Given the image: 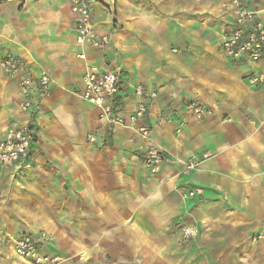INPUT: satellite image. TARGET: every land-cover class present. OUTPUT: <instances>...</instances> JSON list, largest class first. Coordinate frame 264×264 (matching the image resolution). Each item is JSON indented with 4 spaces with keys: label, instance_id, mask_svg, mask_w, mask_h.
Wrapping results in <instances>:
<instances>
[{
    "label": "crops",
    "instance_id": "crops-1",
    "mask_svg": "<svg viewBox=\"0 0 264 264\" xmlns=\"http://www.w3.org/2000/svg\"><path fill=\"white\" fill-rule=\"evenodd\" d=\"M250 2L264 22V0ZM92 23L110 37L104 52L77 44L68 0L0 2V60L14 55L33 79L26 97L23 74L0 69V141L16 128L33 138L23 167L0 170V264H32L13 246L41 232L50 237L42 253L62 264H264V84L249 82L264 75V57L223 54L232 0H92ZM86 64L117 73L125 119L143 85L145 119L101 120L78 97ZM43 73L53 81L46 96ZM191 103L208 114L193 117ZM149 148L168 153L155 175L144 165ZM192 159L198 168L181 175ZM196 187L201 196H183ZM194 224L199 234L183 240L181 226Z\"/></svg>",
    "mask_w": 264,
    "mask_h": 264
},
{
    "label": "built area",
    "instance_id": "built-area-1",
    "mask_svg": "<svg viewBox=\"0 0 264 264\" xmlns=\"http://www.w3.org/2000/svg\"><path fill=\"white\" fill-rule=\"evenodd\" d=\"M251 0H232L235 11V27L222 43L223 54L234 61L248 59L252 63H259L264 57V22L259 17V12L250 6ZM71 11L75 16V29L77 32V44L80 47L91 46L100 52L106 51L111 40L108 34L97 32L92 23V0H68ZM77 58L86 62L85 53H80ZM1 71L9 78H16L23 74V65L14 55L7 53L0 60ZM82 89L78 97L90 105L99 109V117L109 125H136L142 122L148 113L147 98L149 94L143 85L134 89L136 104L127 119L122 115L116 103L118 90V75L114 70L86 64V70L82 79ZM40 93L46 96L53 85L51 77L43 73L38 79ZM251 85L264 84V75H255L249 80ZM33 79L28 74H23L20 87L27 97L31 91ZM31 100L27 99L22 104L24 113H30ZM188 111L193 117L203 119L209 111L197 103L188 105ZM184 123H180L178 133L181 132ZM137 133L144 140L149 139L150 130L146 125H139ZM90 142L95 141L93 135L88 136ZM33 138L27 129L16 128L10 130L6 137L0 141V170L9 168H21L28 160ZM168 160V153L156 148H149L145 153L144 165L152 175L158 174L162 164ZM199 166V161L192 159L184 163L180 174L190 175ZM201 188L189 189L183 193L184 197L194 199L202 195ZM183 240H192L199 234L198 227L184 225L180 228ZM50 237L41 232L36 236L24 235L14 243V253L23 260L32 264H62L64 260L58 256H49L42 253V248L49 243Z\"/></svg>",
    "mask_w": 264,
    "mask_h": 264
},
{
    "label": "rangeland",
    "instance_id": "rangeland-1",
    "mask_svg": "<svg viewBox=\"0 0 264 264\" xmlns=\"http://www.w3.org/2000/svg\"><path fill=\"white\" fill-rule=\"evenodd\" d=\"M4 1H12V0H0V2H4ZM6 247H7V245H6V243H4L5 253L7 252Z\"/></svg>",
    "mask_w": 264,
    "mask_h": 264
}]
</instances>
